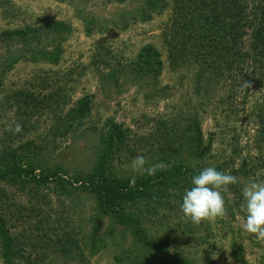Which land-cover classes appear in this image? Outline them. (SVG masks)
Returning <instances> with one entry per match:
<instances>
[{"label":"rangeland","instance_id":"rangeland-1","mask_svg":"<svg viewBox=\"0 0 264 264\" xmlns=\"http://www.w3.org/2000/svg\"><path fill=\"white\" fill-rule=\"evenodd\" d=\"M178 4L0 0V155L15 148L51 178L40 191L32 184L26 193L5 185L8 210L17 213V204L26 208V218L12 229L25 256L7 263L0 246V264H175L178 256L188 264H240L236 245L248 264H264V242L242 229L243 200L230 186L223 192V217L196 225L171 206L144 216L147 234L167 243L164 257L100 212L97 190L87 183L113 122L127 135L108 166L113 180L144 176L131 169L138 154L149 164L223 165L228 173L242 156L264 154L255 138L260 122L253 107H264V84L251 86L246 104L241 98L231 104L226 79L201 82L203 61L181 57L169 43ZM54 21L63 25L54 29L49 26ZM146 45L158 52L152 65L141 60ZM84 97L91 102L78 116L74 107ZM16 122L23 126L20 133L6 131ZM258 174L238 176V185L264 180V169ZM184 178L170 185L184 186L177 183ZM164 189L160 184L154 192ZM163 211L170 217L161 225ZM188 224L191 231L185 232Z\"/></svg>","mask_w":264,"mask_h":264},{"label":"trees","instance_id":"trees-1","mask_svg":"<svg viewBox=\"0 0 264 264\" xmlns=\"http://www.w3.org/2000/svg\"><path fill=\"white\" fill-rule=\"evenodd\" d=\"M179 1L177 19L169 28L170 46L183 58L203 61L201 82H213V80L217 82L220 81V77L230 82L231 90L227 95V103L232 104L241 98L242 103L246 104L253 94L249 92L251 86L259 89L264 84V0ZM62 25L61 21L49 24L54 29ZM155 54H158L157 50L151 45H146L140 54L143 65H152ZM54 58L58 59V55ZM245 81L251 86L244 87ZM258 100L261 102L262 97ZM41 101L39 103L43 105ZM90 102V98L87 97L80 99L79 105L74 107L78 116L86 113ZM255 105L254 111L260 122L255 138L262 150L264 148V107ZM73 123L71 122V125ZM126 137L122 124L111 123L107 136L103 140L95 171L87 183L97 190V206L100 212L111 214L119 224L128 226L143 244L158 250L166 257L169 254L167 243H162L158 238L147 234L144 216L147 213H152L153 216L162 206H171L172 209L176 208L180 211L183 193L187 187L191 186V177L204 167L174 163L167 170H159L155 175L136 176L135 186L130 187V177L113 180L108 172L111 159ZM222 169H225L223 165L217 168L220 171ZM232 169L229 173L237 178L238 176L248 178L258 176L259 171L264 169L263 152L242 156L240 164L233 166ZM37 170L38 167L33 165V160L28 155L20 158L15 148L6 152V156L0 155V246L2 256L7 263H13L17 255L25 256L24 246L18 241V235H15L12 229L17 226V220L26 218V208L17 204L19 208L17 213L8 210L10 205H6L4 201L7 196L5 185L18 186L19 192L26 193L32 184L33 189L40 191V188H44L51 178L44 171ZM183 175L185 178L178 179L177 183L183 182L184 186H177L174 189V184L170 185L171 179L183 177ZM160 184L165 188L163 192H154V187ZM229 186L242 201L243 186H239L238 183ZM49 187L51 186L47 188ZM129 206L137 207L142 213L126 211L125 208ZM31 208L36 211V206ZM229 211L233 215V210ZM163 213L161 225L165 224L170 217L168 212L163 211ZM48 219L46 217L47 221ZM191 227L192 224H188L184 227V231H191ZM242 252L243 247L236 245L237 260L240 264H248ZM170 263L171 261L166 264ZM188 263L187 259L180 256L175 262V264Z\"/></svg>","mask_w":264,"mask_h":264},{"label":"clouds","instance_id":"clouds-1","mask_svg":"<svg viewBox=\"0 0 264 264\" xmlns=\"http://www.w3.org/2000/svg\"><path fill=\"white\" fill-rule=\"evenodd\" d=\"M244 87H250L245 81ZM23 126L16 122L14 127L9 126L6 131L18 134ZM164 162L149 164L146 157L138 154L131 161V169L140 175H155L158 170H167ZM136 176L130 181L134 187ZM238 183L237 177L231 173L217 170L214 166L204 167L191 177L189 188H186L180 209L185 222L199 225L204 220L216 219L226 214L223 192L228 186ZM243 203L240 205L244 213L242 229L252 234L260 242H264V180L253 179L242 187Z\"/></svg>","mask_w":264,"mask_h":264}]
</instances>
